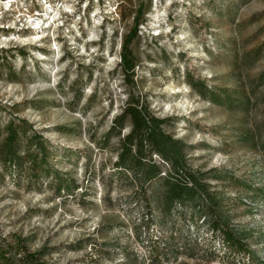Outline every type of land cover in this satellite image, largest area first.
I'll return each instance as SVG.
<instances>
[{"label": "rangeland", "instance_id": "1", "mask_svg": "<svg viewBox=\"0 0 264 264\" xmlns=\"http://www.w3.org/2000/svg\"><path fill=\"white\" fill-rule=\"evenodd\" d=\"M138 5L127 85L124 19ZM263 72L264 0H0V237L20 236L47 264H264ZM204 83L231 106L201 97ZM128 102L181 146L173 164H141L161 178L119 163L128 126L110 128ZM10 124L22 175L4 163ZM29 138L51 174L33 183ZM211 211L250 260L213 240Z\"/></svg>", "mask_w": 264, "mask_h": 264}, {"label": "trees", "instance_id": "2", "mask_svg": "<svg viewBox=\"0 0 264 264\" xmlns=\"http://www.w3.org/2000/svg\"><path fill=\"white\" fill-rule=\"evenodd\" d=\"M144 14L145 13L142 11L141 5H138L133 12H130V17L124 19H131L133 26V31L131 30L130 33L124 37L120 52L121 68L125 73L124 78H127L125 81V84L127 85H133L132 74L134 72V68L137 66V59L133 57L132 53L126 51V46L129 44L132 38H137L138 27L144 22ZM106 24H110V22H106ZM18 53L20 52L18 51ZM23 56H25V54H23ZM1 60L2 62L7 61V59ZM4 75L6 77L8 76L6 73H4ZM198 89L199 95L208 102L217 103L216 97L218 93L223 95L225 98L224 102L222 103L231 106L232 101H234L230 96H227L226 92H221L215 88H211L205 83L202 84ZM207 93H209V96H205ZM127 100L130 102V96H128ZM129 102L127 106L120 110V114L115 117L114 124L110 128V133L115 131L120 136L125 127L128 126V132L122 137L121 140L122 148L119 153V163L123 162L125 164L128 162L129 164L133 163L134 165L137 163L140 165L138 169H140L141 174H144L145 177L147 176V178L150 180L155 177L161 178L160 165L149 163L150 166L143 170L141 164L145 163V161L151 162L153 155L158 156L163 161H168L173 164L167 159L172 160L173 158L176 161V159L179 158L178 152L181 146L174 142L172 140V136L166 134L161 128L162 124L164 123L163 120L155 118V116L151 114L148 109H144L142 106L139 107L138 102ZM247 105L249 106V102H247ZM7 129V138L2 144V147L5 148L4 163L9 169H13L15 172L22 175L24 158H21L20 156L22 144L18 132L19 130L16 129V127H14L12 124H10ZM27 144L28 146L33 145L34 148H36L34 156L29 157L28 159L26 158L28 161H31L30 165L32 168V175L27 178V181L30 180L29 183H33L34 180H39L42 176L51 174L50 170H46V172L43 173L40 169L38 170V168H43V165L46 162V151L43 148L44 143H41L40 138L39 140L29 138ZM46 167L47 166H45V168ZM72 183L70 184L75 187L74 182ZM62 186L69 189V187L65 186V184ZM180 194L179 199H184L185 197L182 191ZM143 196H145V193H143ZM209 205L210 207L213 206L212 204ZM211 212L212 221L208 228L211 232L213 240L219 237V245L221 249L228 250V252H237L242 256V258L250 260L252 255L245 247L242 240L237 237L238 235L232 232L233 229L224 227L221 224L222 220L217 218L216 215H212L215 212ZM0 264L47 263L42 257L41 252L31 254L24 240L21 239L20 236L8 235L5 237H0Z\"/></svg>", "mask_w": 264, "mask_h": 264}, {"label": "built area", "instance_id": "3", "mask_svg": "<svg viewBox=\"0 0 264 264\" xmlns=\"http://www.w3.org/2000/svg\"><path fill=\"white\" fill-rule=\"evenodd\" d=\"M152 159H153V157H152ZM186 186H192V183H191L190 180L187 179V178H186Z\"/></svg>", "mask_w": 264, "mask_h": 264}]
</instances>
